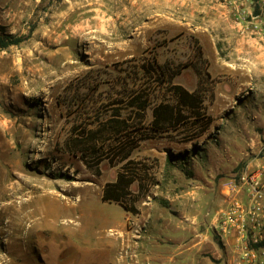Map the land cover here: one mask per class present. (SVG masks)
Returning <instances> with one entry per match:
<instances>
[{
	"label": "rangeland",
	"instance_id": "374dc122",
	"mask_svg": "<svg viewBox=\"0 0 264 264\" xmlns=\"http://www.w3.org/2000/svg\"><path fill=\"white\" fill-rule=\"evenodd\" d=\"M233 10L216 0H0V37L21 40L0 48V264H150L137 248L152 238L167 250L145 227L158 220L186 227H172L171 243L196 242L202 264L219 263L209 227L226 209L225 184L264 157V54L239 51ZM157 64L167 76L145 72ZM172 85L197 92L203 137ZM159 104L181 109L186 125L154 133ZM119 174L138 213L103 200ZM23 207L32 213L20 221Z\"/></svg>",
	"mask_w": 264,
	"mask_h": 264
},
{
	"label": "built area",
	"instance_id": "2783aa9c",
	"mask_svg": "<svg viewBox=\"0 0 264 264\" xmlns=\"http://www.w3.org/2000/svg\"><path fill=\"white\" fill-rule=\"evenodd\" d=\"M256 3L259 11L250 14L252 31L264 42V0ZM223 196L227 206L212 226L215 236H233L239 264H264V157L226 183Z\"/></svg>",
	"mask_w": 264,
	"mask_h": 264
},
{
	"label": "crops",
	"instance_id": "0c3cea01",
	"mask_svg": "<svg viewBox=\"0 0 264 264\" xmlns=\"http://www.w3.org/2000/svg\"><path fill=\"white\" fill-rule=\"evenodd\" d=\"M221 4L233 5V28L236 30L237 44L240 47L239 51L249 54L250 58L262 56L264 54V42H262L252 31L253 19L250 16V5L255 4V0H216ZM253 9H255L253 7ZM245 12V15L243 14ZM243 197V194H241ZM186 229L184 225L175 223L174 221H150L145 225L146 229H150L149 236L160 235L164 239V244H168L164 248H160L158 243L153 242L152 238L148 241H143L138 249L140 262H151L150 264H202V259L198 258V254L202 252L198 243L190 244L187 240L171 243L168 236L174 234V225ZM216 224V223H215ZM211 225L209 231L213 232ZM173 227V228H172ZM157 230V231H153ZM147 234V231L145 232ZM176 234V233H175ZM130 237V236H127ZM214 237V236H213ZM222 246L221 250L214 248L217 255L218 264H239V252L233 236H224L222 240L218 239ZM148 243L149 245L145 244ZM156 247L152 249L153 246ZM174 245V247H173ZM148 246V247H147ZM172 247V248H171ZM171 248V249H170ZM206 263V262H205ZM207 264V263H206Z\"/></svg>",
	"mask_w": 264,
	"mask_h": 264
},
{
	"label": "trees",
	"instance_id": "16d2710c",
	"mask_svg": "<svg viewBox=\"0 0 264 264\" xmlns=\"http://www.w3.org/2000/svg\"><path fill=\"white\" fill-rule=\"evenodd\" d=\"M21 42L20 39H8L5 40L4 38L0 37V48L6 49L11 45H17ZM156 63V62H155ZM145 69V68H144ZM168 67L166 65H156V68H154L152 65H150L149 68L145 70V72L149 73L151 75H155L156 78H161L167 76ZM176 76V74H171V77H169V83H172L173 78ZM174 93L177 95L178 100L180 104L185 105L189 107L191 110H193L195 117L194 118V126L196 124H200L202 122V132H200L195 138L197 137H203L206 131V127L208 125L209 119L203 114L200 113V108H198L197 104L200 102V98L197 94V92H189L188 90L184 89L180 85H172ZM127 99L132 100V104L139 105L140 109L145 108V103L141 101L142 96L139 94H134V92L129 93L126 96ZM181 109H177L175 107H172L170 105L165 104H159L153 111L154 121L152 123V131L154 133H162L164 132V127L168 126H179V125H186L187 121L186 116H184L181 112ZM193 118V117H192ZM183 121L186 123L183 124ZM194 138V139H195ZM190 140L189 142H191ZM129 153L126 154L125 158L127 159ZM129 186V181L127 180V177L125 174H119L117 177V180L115 183L108 184V186L105 188L104 194H103V200L108 202H116L120 204L127 212L130 213H138L137 209L133 206L129 207L126 204V197L128 195L127 193V187Z\"/></svg>",
	"mask_w": 264,
	"mask_h": 264
},
{
	"label": "bare ground",
	"instance_id": "6f19581e",
	"mask_svg": "<svg viewBox=\"0 0 264 264\" xmlns=\"http://www.w3.org/2000/svg\"><path fill=\"white\" fill-rule=\"evenodd\" d=\"M135 14V13H134ZM97 28L99 29V28H101V26L100 25H98L97 26ZM99 30H101V31H103L102 29H99ZM109 35V34H108ZM29 198V199H28ZM28 198H25V199H27V201H26V203L27 204H29L32 200H33V198H31V197H28ZM34 198H36V197H34ZM16 200V199H15ZM15 200H13L12 201V203L10 204V205H12V204H17L18 202H15ZM24 200V199H23ZM22 204V203H21ZM19 215H20V221H22V220H24V219H26V218H29V217H31V213L32 212H29V211H26L25 209H24V207L23 208H21V209H19V211L17 212ZM18 224H20V223H17V225ZM15 225V223H12V226H14ZM51 255H53L54 253H55V250L53 249V247H52V249H51ZM89 253H90V251H88V255H89Z\"/></svg>",
	"mask_w": 264,
	"mask_h": 264
}]
</instances>
